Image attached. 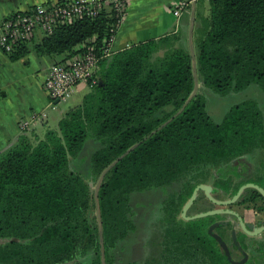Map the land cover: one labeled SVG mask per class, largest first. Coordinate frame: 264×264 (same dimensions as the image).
I'll return each instance as SVG.
<instances>
[{
    "label": "trees",
    "instance_id": "16d2710c",
    "mask_svg": "<svg viewBox=\"0 0 264 264\" xmlns=\"http://www.w3.org/2000/svg\"><path fill=\"white\" fill-rule=\"evenodd\" d=\"M208 1L209 15L197 14L195 60L177 36L115 52L100 60L96 85L57 130L22 134L0 155V264H105L135 229L132 194L187 181L175 195L181 206L191 182L210 180L227 197L237 193L224 170L241 157L264 155V106L245 100L217 123L203 94L188 100L195 71L220 96L252 85L264 94V0ZM115 27L107 8L57 25L33 48L16 45L10 59L32 50L64 56L62 64L89 50L102 55ZM89 135L101 143L91 158L93 177L108 170L98 192L101 222L95 191L70 170ZM250 191L248 201L260 196Z\"/></svg>",
    "mask_w": 264,
    "mask_h": 264
},
{
    "label": "crops",
    "instance_id": "0c3cea01",
    "mask_svg": "<svg viewBox=\"0 0 264 264\" xmlns=\"http://www.w3.org/2000/svg\"><path fill=\"white\" fill-rule=\"evenodd\" d=\"M60 1L63 0H0V25L5 17L16 11H26L39 4H52ZM183 1L190 2V5L180 15H176L175 10ZM207 3H209L208 0H196V5L194 0H134L128 7L126 16L116 33L115 52L124 50L128 46L131 47L151 40H161L167 36H177V45L186 49H190L192 37L194 48L195 30L199 25L197 14L199 17L209 15L210 9ZM193 15L194 21L192 20ZM44 37L43 32H36L29 43V47L33 48ZM63 60L64 56H39L32 50L26 57L12 61L10 55L4 53L0 48V155L15 145L20 136L19 124L23 119L28 118L35 110H56L60 102H51L45 88V82L50 68ZM99 70L98 66L95 73H98ZM82 85L80 84L76 88L75 93L80 91ZM252 92L255 93V98L261 96L258 101L264 106V94L259 87L255 86ZM61 114L64 117L66 113L61 112ZM39 130L36 128L32 131L42 135ZM95 148L97 149L94 152L101 148V143ZM262 162H264V155L260 152L256 156L241 157L234 165L229 166L224 171L227 176L232 178L233 183L240 187L246 183H255L264 187V163ZM70 170L83 177L82 173L75 167L71 168V161ZM92 177L91 168V177L89 179L83 178L90 182ZM215 189L218 192L219 189L217 187ZM250 194V190L243 194L235 204V208L240 212L245 210L248 216L247 220L253 221L254 208L246 206L249 203ZM131 204L133 210L132 200ZM258 204L263 205L264 202L258 201ZM133 214L134 211L131 218ZM132 221L136 228L133 218ZM118 246L119 243L112 251H116Z\"/></svg>",
    "mask_w": 264,
    "mask_h": 264
},
{
    "label": "flooded vegetation",
    "instance_id": "af4514ba",
    "mask_svg": "<svg viewBox=\"0 0 264 264\" xmlns=\"http://www.w3.org/2000/svg\"><path fill=\"white\" fill-rule=\"evenodd\" d=\"M202 184L212 187V196L216 200L231 199L222 194L220 189L217 192L211 180L204 183L191 182V185L195 186L192 194ZM185 185L187 181L147 190H161L165 193L169 188L167 195L161 201L149 202L150 205L154 204V212L145 220L144 227L139 229V234L133 236V245H130L129 251H126L128 245L123 244L116 251H112L117 252V257L112 255V260L105 264H241L245 257L236 245V240L248 253V258L243 264H264V245L261 248L245 245L247 235L236 226V223L234 224L233 216L224 214L227 216L217 219L218 215L196 218L202 213L222 208L212 202L203 190L198 191L197 198L189 207L186 216H183L184 208L192 194L181 206H179L180 197L175 195L186 191ZM227 221L230 222L228 225L219 226L212 233L210 232L212 224ZM223 226L228 227L229 233L220 229ZM137 230L135 228L133 232ZM129 239L128 234L118 243L128 242ZM222 243L228 246L230 258Z\"/></svg>",
    "mask_w": 264,
    "mask_h": 264
},
{
    "label": "built area",
    "instance_id": "2783aa9c",
    "mask_svg": "<svg viewBox=\"0 0 264 264\" xmlns=\"http://www.w3.org/2000/svg\"><path fill=\"white\" fill-rule=\"evenodd\" d=\"M133 1L63 0L52 4H39L26 11H16L1 22L0 48L7 55H11L16 45L30 43L38 31L47 36L59 24H66L83 17L93 18L107 8L111 9L116 18V27L112 30L113 36L104 47L102 55L89 50L65 64L56 63L49 70L45 82L49 98L51 102H65L73 96L80 84H87L90 88L96 85L95 71L101 59L111 58L115 53L116 33ZM189 5L190 2L186 1L179 3L175 14L180 15ZM46 118V110L32 113L20 122V135L43 125Z\"/></svg>",
    "mask_w": 264,
    "mask_h": 264
},
{
    "label": "rangeland",
    "instance_id": "374dc122",
    "mask_svg": "<svg viewBox=\"0 0 264 264\" xmlns=\"http://www.w3.org/2000/svg\"><path fill=\"white\" fill-rule=\"evenodd\" d=\"M208 8L210 9L209 3H207ZM199 92L203 94L208 101V112L212 116L213 120L217 123L221 122L224 118V115L229 111V109L240 102H243L245 100H260V98H255V93L252 92L254 90V86L250 87L249 89H246L241 92H234L230 93L227 96H220L219 94H216L214 91L210 90L209 88L205 87L201 81ZM252 88V89H251ZM90 91V87L87 84L82 85L80 91H77L73 96L65 102H60L57 105L56 110H48L46 109V118L45 123L46 125H40L37 127V129H40L39 132L44 135L48 130H57L58 129V123L63 117L61 112L67 113L69 110L79 106L84 99V96ZM171 110V109H169ZM41 110H35L34 112H40ZM31 115V114H30ZM48 121V122H47ZM47 122V123H46ZM41 127V128H39ZM40 135V134H39ZM41 135V136H42ZM99 141L95 139L92 135H89L86 139V143L84 146V149L77 157H71V168L77 169L82 173L83 177L86 179H89L91 177V158L92 155L95 153V147H97ZM93 153V154H92ZM99 179L96 177H92L89 184L92 188V191L94 192L95 187L97 185ZM169 188L163 193L161 190H152V191H146V192H139L134 193L131 195V200L133 202V211L134 214L132 216L136 228L138 229L137 232H132L130 234V239L128 242H121L119 243V246H122L123 244H127L128 249L126 251H129L130 245H133V236L139 234V229H142L144 227L145 220L149 219L152 216V213L154 212V204H149V202L157 203L158 201H161L166 195ZM157 198V199H154ZM227 215L220 214L216 217L217 218H223ZM220 229L222 231H225L229 233L228 227L223 226ZM226 233V234H227ZM228 235V234H227ZM6 242L4 239H0V244ZM117 247V248H118ZM113 256L117 257V252H112Z\"/></svg>",
    "mask_w": 264,
    "mask_h": 264
},
{
    "label": "water",
    "instance_id": "95a60500",
    "mask_svg": "<svg viewBox=\"0 0 264 264\" xmlns=\"http://www.w3.org/2000/svg\"><path fill=\"white\" fill-rule=\"evenodd\" d=\"M194 2L196 5V0H194ZM192 20L194 21V15H193ZM190 50H191L193 58L195 60L196 56H195L194 48L192 45V37L190 40ZM199 88H200V83L198 80V73H197V71H195V89H194L192 96L190 97V99L188 101H190L194 96L197 95ZM107 171L108 170H105L103 172V174L100 176V178L97 182V185L95 187V190H94L95 191V200H96V213H97V217H98L99 222H101L102 217H101L100 206H99V201H98V192H99V189L101 187V183H102ZM199 190H203L205 192L206 196L210 200H212V202H214L217 206L222 207V208L218 209V210L208 211V212L202 213V214L198 215L196 218H204V217L220 215V214H227V215L233 216L235 219L234 224L236 223V226H239L243 230V232L247 235L248 239H247L245 245H248L249 247H252V248H261L264 245V204L263 205L258 204V201L264 202V187H262L259 184H255V183H246L240 187V189L237 191V193L231 199L225 200V201H220V200H216L215 198H213L211 186H208L206 184H202L194 190L189 202L187 203L186 207L184 208L183 216H186V213H187L189 207L197 198ZM248 190H255L260 194L259 197H252L253 199L251 201H249V203L246 205V206L254 208L255 215H254L253 221L247 220L248 216H247L245 210L243 212H240L236 208H234L235 204H237V202L240 200V198L243 196V194H246V192ZM229 223H230L229 221H227V222H216L210 226V232L212 233V231L214 229L218 228L219 226L228 225ZM234 237L236 238V234H234ZM222 244L224 246L226 254L230 258V252H229L228 246L226 245V243H222ZM236 245L239 247V250L243 253V255L245 257V260L241 263V264H243L246 261V259L248 258V253L246 252V250H244L241 243L238 242L237 240H236Z\"/></svg>",
    "mask_w": 264,
    "mask_h": 264
}]
</instances>
